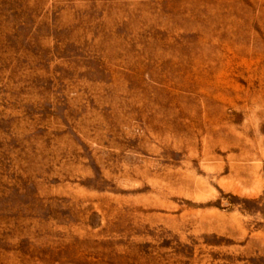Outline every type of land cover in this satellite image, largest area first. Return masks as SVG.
Here are the masks:
<instances>
[{"label":"rangeland","instance_id":"374dc122","mask_svg":"<svg viewBox=\"0 0 264 264\" xmlns=\"http://www.w3.org/2000/svg\"><path fill=\"white\" fill-rule=\"evenodd\" d=\"M0 264H264V0H0Z\"/></svg>","mask_w":264,"mask_h":264}]
</instances>
